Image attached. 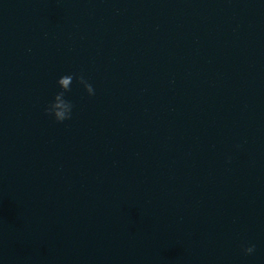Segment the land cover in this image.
<instances>
[{"label":"water","instance_id":"obj_1","mask_svg":"<svg viewBox=\"0 0 264 264\" xmlns=\"http://www.w3.org/2000/svg\"><path fill=\"white\" fill-rule=\"evenodd\" d=\"M0 264H264V0H0Z\"/></svg>","mask_w":264,"mask_h":264},{"label":"clouds","instance_id":"obj_2","mask_svg":"<svg viewBox=\"0 0 264 264\" xmlns=\"http://www.w3.org/2000/svg\"><path fill=\"white\" fill-rule=\"evenodd\" d=\"M73 78L78 84L83 86L84 91L89 97L96 95V89L94 85L89 82L84 73H66L59 76L56 80L57 91L54 93V99L50 100L44 108L45 114L49 116L55 123H64L66 121H70L73 118L76 106L73 100H71L67 95L71 91L73 85H70L69 81ZM255 248V244H248L243 248V253L245 255H252L255 251Z\"/></svg>","mask_w":264,"mask_h":264}]
</instances>
